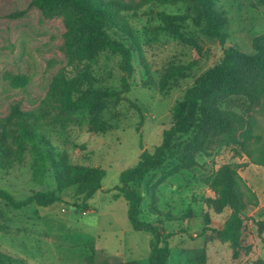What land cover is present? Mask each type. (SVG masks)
I'll list each match as a JSON object with an SVG mask.
<instances>
[{
    "label": "rangeland",
    "instance_id": "374dc122",
    "mask_svg": "<svg viewBox=\"0 0 264 264\" xmlns=\"http://www.w3.org/2000/svg\"><path fill=\"white\" fill-rule=\"evenodd\" d=\"M136 3L141 0H125ZM31 0H0V117L6 116L16 102L25 111L44 117V102L51 83L66 64L62 51L65 26L59 17L48 18ZM218 7L226 12L228 27L224 46L204 37L190 20L185 32L192 42L170 35L164 30L161 14L189 15L186 4L161 5L157 10L131 14L139 29L143 51L151 71L150 85L140 70L130 80L131 89L123 99L106 112L109 129L104 134H90L87 126L69 127L65 136L52 134L54 143L74 158V145L87 143L84 163L104 169L107 173L102 189L84 207L81 198L71 188L64 193V202L49 206L36 205L15 210L0 199V250L23 258L26 264H85L91 253L124 261L149 264L151 233L133 229L128 216V204L115 188L121 173L134 167L143 151L152 152L160 145L163 132L171 127L172 109L185 90L208 69L217 65L225 48L253 53L252 41L264 32V0H220ZM26 11L25 15L13 13ZM171 64L193 65L189 79L174 84L167 95L158 82ZM103 86L122 89L120 59L102 54L94 65ZM27 75L26 88L10 83L12 75ZM264 96L251 106L250 115L257 122L256 133H264L262 106ZM199 166L168 179L159 187V214L148 211L146 198L142 220L163 225L164 234H171V257L168 264H198L196 258L205 252V264L264 263V230L257 221H264V168L248 164L240 173L259 197V206L248 209L242 249L233 259L228 244L215 239L230 210L216 214L206 204L214 193L205 183L222 165L247 163L248 158L238 148L219 144L199 156ZM51 172L43 181L32 175L31 158L9 171L0 169V189L9 191L16 200H24L37 191L55 190ZM74 203L79 207H74Z\"/></svg>",
    "mask_w": 264,
    "mask_h": 264
},
{
    "label": "trees",
    "instance_id": "16d2710c",
    "mask_svg": "<svg viewBox=\"0 0 264 264\" xmlns=\"http://www.w3.org/2000/svg\"><path fill=\"white\" fill-rule=\"evenodd\" d=\"M220 0H31L48 17H59L65 26L62 51L66 64L54 77L49 96L44 102V117L25 111L16 102L9 113L0 117V169L9 171L31 158L32 175L43 181L51 172L53 191H37L24 200H16L7 190L0 189V199L15 210L33 205L49 207L64 202V193L75 188V195L84 207L101 189L106 171L84 163L87 143L74 145V158L54 143L52 134L65 136L69 127L87 126L90 134H104L109 129L106 112L130 91V80L138 70L143 72L147 86L151 71L145 59L143 43L131 14L157 10L161 5L186 4L189 15L161 14L163 27L170 35L185 42L194 41L185 32L188 20L209 40L224 46L227 40L228 17L218 7ZM26 11L10 16L25 15ZM253 53L225 48L221 61L208 69L187 88L172 109L171 127L163 132L160 145L152 152L143 151L137 164L121 173L118 190L128 204V216L136 231L151 233L149 264H168L171 257L169 239L163 225L145 222L143 204L148 198L149 213L159 214V187L169 178L192 172L199 166V156L220 143L240 148L247 163L222 165L205 183L214 193L206 204L216 214L230 210L216 238L228 244L233 259L242 249L248 209L259 206V197L240 171L248 164L264 168V133H256L257 122L250 115L251 106L264 96V32L253 38ZM120 59L122 89L103 86L94 65L104 53ZM193 65L171 64L161 76L158 87L167 95L174 84L192 76ZM10 83L26 88L27 75H12ZM264 115V104L262 106ZM74 207L79 204L74 203ZM3 218L0 213V221ZM264 230V221L256 222ZM6 230L0 222V232ZM264 242V240H263ZM205 264V252L196 258ZM0 264H26L23 258L0 250ZM85 264H141L91 253ZM256 264H264L257 262Z\"/></svg>",
    "mask_w": 264,
    "mask_h": 264
}]
</instances>
